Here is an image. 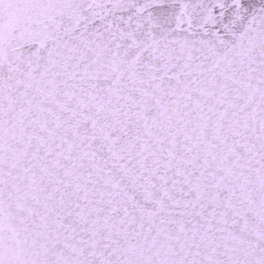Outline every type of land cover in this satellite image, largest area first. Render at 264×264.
Here are the masks:
<instances>
[{"label": "snow or ice", "instance_id": "snow-or-ice-1", "mask_svg": "<svg viewBox=\"0 0 264 264\" xmlns=\"http://www.w3.org/2000/svg\"><path fill=\"white\" fill-rule=\"evenodd\" d=\"M0 264H264V0H0Z\"/></svg>", "mask_w": 264, "mask_h": 264}]
</instances>
